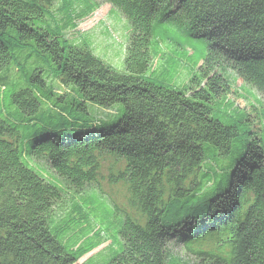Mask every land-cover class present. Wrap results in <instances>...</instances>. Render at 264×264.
<instances>
[{"label": "trees", "instance_id": "16d2710c", "mask_svg": "<svg viewBox=\"0 0 264 264\" xmlns=\"http://www.w3.org/2000/svg\"><path fill=\"white\" fill-rule=\"evenodd\" d=\"M262 109L264 0H0V264H264Z\"/></svg>", "mask_w": 264, "mask_h": 264}, {"label": "rangeland", "instance_id": "374dc122", "mask_svg": "<svg viewBox=\"0 0 264 264\" xmlns=\"http://www.w3.org/2000/svg\"><path fill=\"white\" fill-rule=\"evenodd\" d=\"M76 23L77 25L75 28L67 27L65 30V33L67 34V37L70 41H86L97 55L106 58L110 63H112V65L116 66L117 68L123 67V59L125 56L126 40L128 36L129 26V23L124 15L115 11L110 3L105 2L102 3L101 6L92 14L87 15L80 20H76ZM183 69L184 67L181 70ZM240 83L242 84L243 81L240 80L236 86H239ZM55 84L58 87L63 88L58 79H55ZM238 88L239 89L234 90L232 99L237 105L241 106L242 108H247L248 105L241 97L243 90L240 91L242 88ZM117 105L120 108L123 107L121 103H117L110 108L99 107L96 110L100 111L99 114L105 116V118H110V115L116 114V111L118 110ZM262 111L263 109L259 112L258 115V118H260L262 121V124L260 123L261 130L259 132H263L264 134V113H262ZM104 184L106 190L112 192L113 188H110L107 183ZM116 188L119 189L120 187ZM116 188H114L115 192H112L113 195L109 196V199L112 200L114 206L118 209V211L122 215L126 216L127 214L131 213L127 208V194L123 195L119 193V190H117ZM118 202L122 204L120 205L118 204ZM108 243L109 242L104 243L99 248L88 254L86 257L90 256L91 254H95ZM180 244L181 243L175 245L177 248L176 250L180 248ZM108 254H111V251ZM86 257L82 258L81 261H83Z\"/></svg>", "mask_w": 264, "mask_h": 264}]
</instances>
